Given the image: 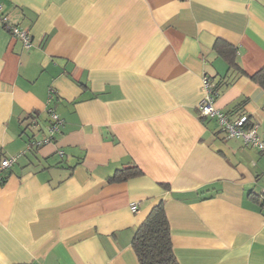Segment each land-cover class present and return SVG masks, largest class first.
<instances>
[{
  "label": "crops",
  "instance_id": "obj_1",
  "mask_svg": "<svg viewBox=\"0 0 264 264\" xmlns=\"http://www.w3.org/2000/svg\"><path fill=\"white\" fill-rule=\"evenodd\" d=\"M1 16L30 45L0 22V159L17 155L0 169V264H138L160 199L178 264H264V153L197 108L206 74L264 139V0H0Z\"/></svg>",
  "mask_w": 264,
  "mask_h": 264
},
{
  "label": "trees",
  "instance_id": "obj_2",
  "mask_svg": "<svg viewBox=\"0 0 264 264\" xmlns=\"http://www.w3.org/2000/svg\"><path fill=\"white\" fill-rule=\"evenodd\" d=\"M216 52L223 56L230 65H237L233 59L234 49L226 42L218 41L214 44ZM264 90V66L250 75ZM221 82L214 81L212 91L217 93V87ZM230 113V111H229ZM36 120L35 115H30ZM39 145V144H38ZM37 145V146H38ZM139 170L129 168L116 169L111 180H125ZM132 248L138 260V264H178L170 241L168 220L163 207V200H158L137 226L132 238Z\"/></svg>",
  "mask_w": 264,
  "mask_h": 264
},
{
  "label": "built area",
  "instance_id": "obj_3",
  "mask_svg": "<svg viewBox=\"0 0 264 264\" xmlns=\"http://www.w3.org/2000/svg\"><path fill=\"white\" fill-rule=\"evenodd\" d=\"M0 22L13 37L20 38L25 47L30 45L29 35L26 29L10 23L6 16H1ZM213 83L214 82L206 74L201 77L200 86L202 90V97L197 106L199 115L214 119L226 137L237 138L240 140L242 145L254 147L258 151L264 153V139L257 133L256 123L244 112L230 114L221 111L215 104V95L212 91ZM48 114L51 120L48 129L52 135V133L57 130L60 119L52 109H48ZM46 140L47 139L37 140L36 144ZM58 153L62 155L61 150H59ZM16 157L17 155H11L1 158L0 169L10 166L11 163L15 161ZM1 179L0 175V180ZM130 208L132 211H135L137 203L132 202Z\"/></svg>",
  "mask_w": 264,
  "mask_h": 264
}]
</instances>
